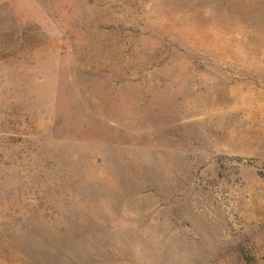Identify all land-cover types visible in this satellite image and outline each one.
<instances>
[{"label": "rangeland", "instance_id": "obj_1", "mask_svg": "<svg viewBox=\"0 0 264 264\" xmlns=\"http://www.w3.org/2000/svg\"><path fill=\"white\" fill-rule=\"evenodd\" d=\"M0 264H264V0H0Z\"/></svg>", "mask_w": 264, "mask_h": 264}]
</instances>
